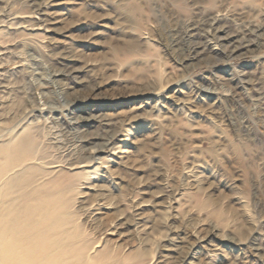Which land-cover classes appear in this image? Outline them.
I'll use <instances>...</instances> for the list:
<instances>
[{
	"label": "rangeland",
	"instance_id": "rangeland-1",
	"mask_svg": "<svg viewBox=\"0 0 264 264\" xmlns=\"http://www.w3.org/2000/svg\"><path fill=\"white\" fill-rule=\"evenodd\" d=\"M0 29V128L53 106L61 121L26 123L57 170L91 160L67 228L101 243L119 222L111 239L141 264H183L194 242L186 264H264V0H0ZM86 97L104 105L72 107ZM106 139L115 154L86 158Z\"/></svg>",
	"mask_w": 264,
	"mask_h": 264
},
{
	"label": "bare ground",
	"instance_id": "bare-ground-1",
	"mask_svg": "<svg viewBox=\"0 0 264 264\" xmlns=\"http://www.w3.org/2000/svg\"><path fill=\"white\" fill-rule=\"evenodd\" d=\"M48 7L45 5L43 8L37 7L39 11H42L43 16L47 17H42L39 20L53 24L52 21L49 22L50 19L48 16L51 13ZM212 19L214 23L210 24V31L216 35L221 30L215 24L219 22L221 17L216 15ZM29 26L33 27V24ZM32 27L31 30H47L50 28L48 24H44L42 27L41 24H38L36 29ZM190 29L192 30L193 27ZM23 30L27 29H17L20 35H24L22 34ZM256 30L258 29L252 26L251 23L244 26L242 38L244 40L243 42L246 43L243 45V48L248 49L249 45L255 46L254 40H248V37L256 35ZM40 34L42 35V33ZM28 35L37 34L29 33ZM219 39H217L218 42ZM241 44L239 42L234 48L236 47L237 49ZM189 49L192 55L188 59H193L199 54L196 47L192 46ZM213 49L216 50L217 48L215 47ZM233 51L232 49L230 53H233ZM70 73L71 71L52 70V73L48 76V82L56 83L58 79L71 75ZM44 84L47 83L40 82L35 87L39 88ZM77 100L73 102L72 107H80L81 110L87 106L96 107L97 105H104L101 102L97 104L90 97ZM47 101V97H44V102ZM27 108L29 107L26 106L25 110ZM25 110L23 113H25ZM55 112L56 110L53 106L46 107L45 112L31 106L24 118L22 117V122L15 125V128H0V140L3 139L0 141V264H126L131 259H134L135 264H141V261L137 259L138 254H133L131 251L124 253L117 245L119 236L116 237L117 239H111L110 236L116 235L118 227L121 226L119 222L112 223L106 229L105 235L110 234V236H105L101 243L100 241L91 243L83 239L78 226L72 224V228L66 227L71 222L70 215L67 211L70 207V198L74 196L75 191L76 194L77 191L82 193L80 192L81 185L87 184L91 179V176L86 171L87 164L91 160H87L85 163H70L71 170H73L72 174L57 170L60 161L49 158L46 148L42 146V141L39 139L40 133L37 123L32 120L26 123L35 114L40 118L43 117L41 116L43 115L42 113H49L50 115L56 116ZM91 112H89L91 114L89 118H82V120L88 121L98 116V113ZM60 114L62 115V113ZM44 120H48V117H45ZM56 120L58 121L60 119H57L56 116ZM76 120L72 122L70 119L61 124L64 123L66 125L64 127L69 129L77 128L75 124L77 122ZM74 142L77 143L78 140H74ZM77 145L72 144L73 147H66V151H68L65 154L68 156L73 155L74 148ZM111 145L112 141L106 139L103 146L91 150L88 157H85L93 159L100 152H108L109 154L107 156L113 155L116 149L113 148L114 146L109 147ZM106 161V158H103L99 166H96L95 169L104 167L101 165L106 163ZM68 173H71V171ZM74 178L75 183H73ZM71 193L72 195H70ZM195 244V242L190 244L188 251L182 257L183 264H186L187 260H192ZM150 263L152 264L151 260L147 264Z\"/></svg>",
	"mask_w": 264,
	"mask_h": 264
}]
</instances>
